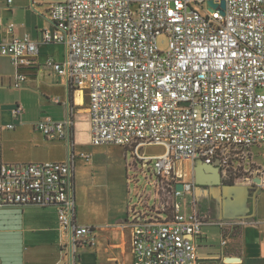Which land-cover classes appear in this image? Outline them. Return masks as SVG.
Segmentation results:
<instances>
[{
  "label": "built area",
  "instance_id": "built-area-1",
  "mask_svg": "<svg viewBox=\"0 0 264 264\" xmlns=\"http://www.w3.org/2000/svg\"><path fill=\"white\" fill-rule=\"evenodd\" d=\"M50 17L54 28L42 30V40L64 44L65 57H48L45 65L87 93L92 143L127 149L129 184V170L141 164L152 187L145 195L137 186L128 202L134 264H198L205 219L196 197L190 212L177 199L199 186L178 163L218 162L222 178L232 179L250 162L245 181L264 189V0H61ZM4 25L15 29L0 17ZM162 33L169 37L166 50L157 44ZM37 53L29 35L0 40V55L17 69L15 87L27 80L23 70ZM22 112L18 105L16 114ZM71 124L47 117L36 126L58 139ZM146 144L167 151L146 156ZM255 146L263 148V160L253 166ZM3 205L54 206L74 246L92 236V227L74 223L72 160L2 164Z\"/></svg>",
  "mask_w": 264,
  "mask_h": 264
},
{
  "label": "crops",
  "instance_id": "crops-1",
  "mask_svg": "<svg viewBox=\"0 0 264 264\" xmlns=\"http://www.w3.org/2000/svg\"><path fill=\"white\" fill-rule=\"evenodd\" d=\"M58 1L61 0H13L8 4L7 0H0L3 23H15L12 32L5 25L0 26V40L29 35L38 43L35 63L23 70L27 80L20 87L13 84L16 67L9 57L0 55V166L71 159L77 205L74 223L92 227V236L73 246L75 264H134L132 227L127 219L129 198L135 189L128 182L127 163V187L115 213H103L97 205L83 200L77 202L76 154L71 141L74 116L85 114L79 112L81 108L89 116V97L45 65L48 57L57 61L65 57L64 44L44 42L41 35L45 28L53 30L50 9ZM18 105H22L23 112L16 114ZM47 117L57 121L71 119V137L68 132L66 138H47L36 126ZM259 149L262 161L263 148ZM199 164L178 163V171L184 173L186 180L202 181L193 193L185 194L196 197L197 209L205 219L196 239L198 264H264V189L251 187L245 180L226 184L217 172ZM188 207L193 206L188 204L185 209ZM70 242L71 233L61 226L56 207L0 206V264H70ZM229 257L239 260L230 262Z\"/></svg>",
  "mask_w": 264,
  "mask_h": 264
},
{
  "label": "rangeland",
  "instance_id": "rangeland-1",
  "mask_svg": "<svg viewBox=\"0 0 264 264\" xmlns=\"http://www.w3.org/2000/svg\"><path fill=\"white\" fill-rule=\"evenodd\" d=\"M157 44L161 50H166L169 46L168 35L165 33L158 35ZM58 50L60 51L61 48ZM79 112L85 114H76L74 116L75 121L71 141L72 150L76 154L75 174L77 202L83 200L89 203L88 205H97L103 213L107 211L115 213V209L121 205L124 198V188L126 189L127 187L125 165L127 160H130L131 154L128 153L126 158L125 154H127V151L124 147L119 145H96L92 143L89 116L83 108H81ZM259 148L260 147L256 146L252 148L255 156V158H253V166L261 162L260 159H262V157L258 152L262 149ZM166 151L167 148L164 145L146 144L141 152L146 156L156 157L166 153ZM250 164V162H242L241 165L238 166L239 170L236 171L237 174L232 178L233 183L235 181H244L245 178H247L249 172H246V169H249ZM141 168L142 166L139 164L137 170H129L131 177H134L131 188L134 190V188L138 186L139 189L143 191L146 190L145 195H147L152 187L149 184L146 185V175L144 172H141ZM147 172L149 178L155 179L154 172H150L148 169ZM192 199L190 195H184L178 197L177 200L183 205L186 202L187 206ZM190 211L191 208L188 207L187 212ZM203 264H211V262H205Z\"/></svg>",
  "mask_w": 264,
  "mask_h": 264
},
{
  "label": "water",
  "instance_id": "water-1",
  "mask_svg": "<svg viewBox=\"0 0 264 264\" xmlns=\"http://www.w3.org/2000/svg\"><path fill=\"white\" fill-rule=\"evenodd\" d=\"M209 4L213 7L215 6L212 1H209ZM222 6H224V3L222 4ZM70 99H71V93H70V87L68 86V101L69 102H70ZM68 132H69V138H70L71 137V127L69 128ZM68 162L71 164V159H69ZM199 163H201V164H199L200 165L199 167L211 169V170L217 172L220 176V179H222V173L218 167V162H216L214 165L206 164L204 162H199ZM196 181H197V183H202V181H199V180H196ZM251 187H254V186H251ZM182 188H183L182 184H179L178 189H182ZM70 243H71L70 264H75V262H74V250H73L74 243H73V234L72 233H71V242ZM238 260H239V258H237V257H229L227 261L234 262V261H238Z\"/></svg>",
  "mask_w": 264,
  "mask_h": 264
},
{
  "label": "trees",
  "instance_id": "trees-1",
  "mask_svg": "<svg viewBox=\"0 0 264 264\" xmlns=\"http://www.w3.org/2000/svg\"><path fill=\"white\" fill-rule=\"evenodd\" d=\"M125 150H127V149H125ZM222 181H224L226 184H233V179H224Z\"/></svg>",
  "mask_w": 264,
  "mask_h": 264
},
{
  "label": "bare ground",
  "instance_id": "bare-ground-1",
  "mask_svg": "<svg viewBox=\"0 0 264 264\" xmlns=\"http://www.w3.org/2000/svg\"><path fill=\"white\" fill-rule=\"evenodd\" d=\"M79 102H80V104H82L83 103L82 99H79Z\"/></svg>",
  "mask_w": 264,
  "mask_h": 264
}]
</instances>
